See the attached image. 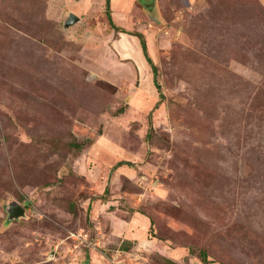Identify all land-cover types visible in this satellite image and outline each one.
I'll list each match as a JSON object with an SVG mask.
<instances>
[{"label": "rangeland", "instance_id": "rangeland-1", "mask_svg": "<svg viewBox=\"0 0 264 264\" xmlns=\"http://www.w3.org/2000/svg\"><path fill=\"white\" fill-rule=\"evenodd\" d=\"M109 3L0 0V264H264V0Z\"/></svg>", "mask_w": 264, "mask_h": 264}, {"label": "trees", "instance_id": "trees-1", "mask_svg": "<svg viewBox=\"0 0 264 264\" xmlns=\"http://www.w3.org/2000/svg\"><path fill=\"white\" fill-rule=\"evenodd\" d=\"M110 0H105V12H106V16H107V19L109 21V24L114 28V29H117L118 30V27H116L115 25H113V22L111 20V17H110V13H109V6H110ZM122 33H124V30H120ZM132 34V33H131ZM133 35H136L138 37V39L140 40V44H141V50H142V53L148 63V65L150 66V69H151V72H152V76H153V84L154 86L159 90L160 86L156 80V75H157V69L154 65V63L152 62V59L149 57L148 53H147V47H146V44H145V41L143 39V36L141 34H138V33H135ZM160 96L161 93H160ZM72 147H76L77 149L81 148L82 144H75V143H72L70 144ZM124 165H127L129 167H132V163L128 162V161H119L117 162L113 167H112V170H115L121 166H124ZM152 223H150V226H151ZM199 256L202 260V262H206V253L204 250L200 249L199 251Z\"/></svg>", "mask_w": 264, "mask_h": 264}, {"label": "water", "instance_id": "water-1", "mask_svg": "<svg viewBox=\"0 0 264 264\" xmlns=\"http://www.w3.org/2000/svg\"><path fill=\"white\" fill-rule=\"evenodd\" d=\"M78 20L79 19L76 16H74L73 14H69L63 21V28L67 29L68 27L78 22ZM6 212L8 214V218H7L8 221L13 219H18L25 215L24 208L19 205H12V204L7 205Z\"/></svg>", "mask_w": 264, "mask_h": 264}, {"label": "bare ground", "instance_id": "bare-ground-1", "mask_svg": "<svg viewBox=\"0 0 264 264\" xmlns=\"http://www.w3.org/2000/svg\"><path fill=\"white\" fill-rule=\"evenodd\" d=\"M123 44H124V43H123ZM123 44H121V45H123ZM129 47H130V46H129ZM131 47H132V46H131ZM131 47H130V48H131ZM118 48H119V47H118ZM124 48H125V49L122 48V49H123V50H122V54H123V55H128V54L131 55L132 53H134V52L130 53L131 51H130V52L128 51V49L130 50V48H127V47H124ZM134 49H135V48H134ZM119 50H120V49H119ZM131 50H132V49H131Z\"/></svg>", "mask_w": 264, "mask_h": 264}]
</instances>
